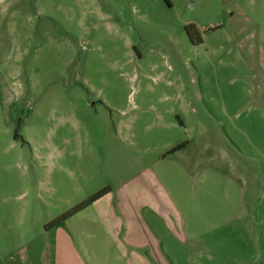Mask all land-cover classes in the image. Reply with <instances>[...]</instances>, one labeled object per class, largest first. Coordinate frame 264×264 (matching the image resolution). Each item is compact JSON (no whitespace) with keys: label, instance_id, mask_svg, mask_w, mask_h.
<instances>
[{"label":"rangeland","instance_id":"374dc122","mask_svg":"<svg viewBox=\"0 0 264 264\" xmlns=\"http://www.w3.org/2000/svg\"><path fill=\"white\" fill-rule=\"evenodd\" d=\"M0 264H264V0H0Z\"/></svg>","mask_w":264,"mask_h":264},{"label":"trees","instance_id":"16d2710c","mask_svg":"<svg viewBox=\"0 0 264 264\" xmlns=\"http://www.w3.org/2000/svg\"><path fill=\"white\" fill-rule=\"evenodd\" d=\"M180 146L174 148L172 151L176 150L177 148H179ZM105 190L100 191L94 195H92L91 197H89L86 201L80 203L79 205L75 206L74 208L71 209L70 212L66 213V216H70L75 214L76 212H78L79 210L85 208L87 205L91 204L92 202H95L96 200H98L103 194H105Z\"/></svg>","mask_w":264,"mask_h":264},{"label":"flooded vegetation","instance_id":"af4514ba","mask_svg":"<svg viewBox=\"0 0 264 264\" xmlns=\"http://www.w3.org/2000/svg\"><path fill=\"white\" fill-rule=\"evenodd\" d=\"M167 3L169 4V6L171 7L172 5L170 4V2L167 1ZM186 30H187V34L192 37V38H196L198 40H203L201 38V34L199 32V30L197 29V27L193 24H188L187 27H186ZM211 30H215V29H211ZM195 40V39H194ZM19 122V121H18ZM21 122V120H20ZM20 123H18L19 125ZM17 139H21L22 140V137L19 135L18 133V136L16 137Z\"/></svg>","mask_w":264,"mask_h":264},{"label":"water","instance_id":"95a60500","mask_svg":"<svg viewBox=\"0 0 264 264\" xmlns=\"http://www.w3.org/2000/svg\"><path fill=\"white\" fill-rule=\"evenodd\" d=\"M18 123H20V119H19V122ZM15 136L17 137L18 136V127L16 128V130H15Z\"/></svg>","mask_w":264,"mask_h":264}]
</instances>
